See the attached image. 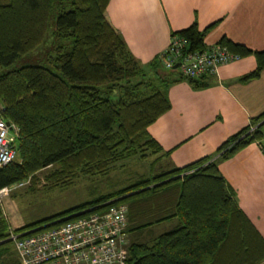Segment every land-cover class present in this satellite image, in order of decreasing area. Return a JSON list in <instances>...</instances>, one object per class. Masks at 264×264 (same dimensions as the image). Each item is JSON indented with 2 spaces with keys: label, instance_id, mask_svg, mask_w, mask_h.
Instances as JSON below:
<instances>
[{
  "label": "trees",
  "instance_id": "1",
  "mask_svg": "<svg viewBox=\"0 0 264 264\" xmlns=\"http://www.w3.org/2000/svg\"><path fill=\"white\" fill-rule=\"evenodd\" d=\"M109 1L0 0V114L17 130L12 142L16 156L0 168V190L27 180L36 185L43 170L45 187L66 189L79 176H107L125 160L155 156L160 147L147 128L170 108L167 87L180 81L192 90L210 86L212 75L189 78L164 68L163 54L140 64L111 24ZM52 10L54 36L69 40L70 51L57 46L45 65L11 68L44 41ZM209 28L200 31L193 23L170 37L186 41L185 53L201 52ZM216 44L238 58H255V69L240 82L259 77L264 50L252 51L225 37ZM263 126L264 112L227 138L213 157L33 224L11 231L0 216V247L13 245L11 232L57 224L90 207L124 205L125 264H261L264 240L238 208L218 164L251 143L263 151ZM171 220L176 225L170 231L140 240L151 227ZM9 264H19L18 255Z\"/></svg>",
  "mask_w": 264,
  "mask_h": 264
},
{
  "label": "crops",
  "instance_id": "2",
  "mask_svg": "<svg viewBox=\"0 0 264 264\" xmlns=\"http://www.w3.org/2000/svg\"><path fill=\"white\" fill-rule=\"evenodd\" d=\"M106 11L140 64L160 56L170 34L193 23L200 31L210 26L203 39L207 46L225 37L249 50H264V0H110ZM255 67L249 55L220 66L207 88L192 90L184 81L169 85V110L147 128L160 147L153 163L164 161L169 171L213 157L227 138L262 114L264 68L258 78L239 81ZM262 145L263 151L257 143L247 145L220 162L218 171L264 240V138Z\"/></svg>",
  "mask_w": 264,
  "mask_h": 264
},
{
  "label": "built area",
  "instance_id": "3",
  "mask_svg": "<svg viewBox=\"0 0 264 264\" xmlns=\"http://www.w3.org/2000/svg\"><path fill=\"white\" fill-rule=\"evenodd\" d=\"M185 45L184 39L170 37L161 60L167 70L177 65L175 69L184 77L214 75L220 66L238 59L226 47L217 44L191 53L183 51ZM16 131L0 114V168L15 159L12 142ZM96 209L86 208L57 224L52 222L32 230L11 232L8 240L13 243L19 264H125L126 207Z\"/></svg>",
  "mask_w": 264,
  "mask_h": 264
},
{
  "label": "rangeland",
  "instance_id": "4",
  "mask_svg": "<svg viewBox=\"0 0 264 264\" xmlns=\"http://www.w3.org/2000/svg\"><path fill=\"white\" fill-rule=\"evenodd\" d=\"M55 10H52L44 41L32 53L19 59L11 68L24 65L43 64L51 51L62 46L65 52L71 49L69 40L57 39L54 36ZM2 104L0 102V110ZM154 157L139 159L138 156L130 158L114 166L107 176H79L73 185L66 189H48L44 186L43 170L37 174L39 181L35 184L29 180L6 188L0 192V216L5 229L17 228L33 224L70 210L80 204L93 202L98 198L115 194L139 180L161 174L166 168L164 161L155 162ZM176 225L175 221L155 225L145 231L141 236L142 242H148L151 237L170 231ZM17 259V253L12 244L0 247V264H9L10 260Z\"/></svg>",
  "mask_w": 264,
  "mask_h": 264
},
{
  "label": "water",
  "instance_id": "5",
  "mask_svg": "<svg viewBox=\"0 0 264 264\" xmlns=\"http://www.w3.org/2000/svg\"><path fill=\"white\" fill-rule=\"evenodd\" d=\"M176 67H177V65L174 66V68H176Z\"/></svg>",
  "mask_w": 264,
  "mask_h": 264
}]
</instances>
